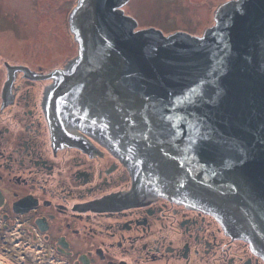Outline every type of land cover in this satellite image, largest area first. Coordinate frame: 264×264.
<instances>
[{"label": "water", "instance_id": "1", "mask_svg": "<svg viewBox=\"0 0 264 264\" xmlns=\"http://www.w3.org/2000/svg\"><path fill=\"white\" fill-rule=\"evenodd\" d=\"M128 2L70 3L79 53L55 70L53 100L128 149L147 193L193 201L264 254V0H217L202 30L137 29Z\"/></svg>", "mask_w": 264, "mask_h": 264}, {"label": "flooded vegetation", "instance_id": "2", "mask_svg": "<svg viewBox=\"0 0 264 264\" xmlns=\"http://www.w3.org/2000/svg\"><path fill=\"white\" fill-rule=\"evenodd\" d=\"M3 14L14 20L5 28ZM23 15L0 13V30L11 32L1 43L14 38L23 49L0 54V261L264 264V254L216 214L147 193L128 149L121 155L70 121L69 107L53 100L55 70L64 67L35 68L18 57L27 47L19 39Z\"/></svg>", "mask_w": 264, "mask_h": 264}, {"label": "rangeland", "instance_id": "3", "mask_svg": "<svg viewBox=\"0 0 264 264\" xmlns=\"http://www.w3.org/2000/svg\"><path fill=\"white\" fill-rule=\"evenodd\" d=\"M71 2L77 0H0V13L10 10L24 14L22 25L26 29L21 40L26 44L25 54L20 59H28L35 68L43 65L45 70L62 65L64 58L72 55L78 43L70 28L67 15ZM134 17L139 24L153 23L181 28L202 30L203 21L214 20L211 7L217 6V0H130ZM4 28L13 18L6 19L3 14ZM21 18V17H20ZM1 38H10L8 29L0 30ZM24 34V35H23ZM14 38L0 40V54L8 56L7 50L22 52L21 42L15 48ZM11 45V46H10ZM20 45V47H18Z\"/></svg>", "mask_w": 264, "mask_h": 264}, {"label": "bare ground", "instance_id": "4", "mask_svg": "<svg viewBox=\"0 0 264 264\" xmlns=\"http://www.w3.org/2000/svg\"><path fill=\"white\" fill-rule=\"evenodd\" d=\"M0 264H4V263H2V262L0 261Z\"/></svg>", "mask_w": 264, "mask_h": 264}]
</instances>
